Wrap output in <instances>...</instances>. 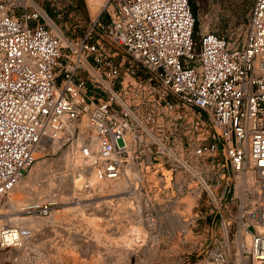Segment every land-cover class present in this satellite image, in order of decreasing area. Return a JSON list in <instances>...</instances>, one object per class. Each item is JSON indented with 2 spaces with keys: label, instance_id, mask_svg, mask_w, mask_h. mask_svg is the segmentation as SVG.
<instances>
[{
  "label": "built area",
  "instance_id": "1",
  "mask_svg": "<svg viewBox=\"0 0 264 264\" xmlns=\"http://www.w3.org/2000/svg\"><path fill=\"white\" fill-rule=\"evenodd\" d=\"M45 2L0 0V206L43 142L67 148L82 136V157L100 180L137 170L172 198L207 200L216 215L224 200L239 199L242 218L222 219L224 240L209 261L264 264L246 183L252 175L264 190V0H254L243 42L200 33L192 0H113L109 23L91 20L80 36L67 34L80 27L75 0H49L53 14ZM195 170L212 190H194L203 187ZM57 206L21 214L47 216ZM243 222L249 250L238 242ZM32 234L3 226L0 248H21Z\"/></svg>",
  "mask_w": 264,
  "mask_h": 264
},
{
  "label": "rangeland",
  "instance_id": "2",
  "mask_svg": "<svg viewBox=\"0 0 264 264\" xmlns=\"http://www.w3.org/2000/svg\"><path fill=\"white\" fill-rule=\"evenodd\" d=\"M75 2L78 5L74 8V17L78 18L80 27L76 31L71 28L67 34L80 36L94 16L88 0H85V10L79 0ZM192 2L200 33L209 30L243 42L254 0ZM45 7L51 12L49 0H46ZM108 8L96 18L103 25L110 20L111 8ZM72 23L76 24L73 17L69 19V24ZM97 30L103 32L104 29ZM56 144L48 145L44 155L37 158V161L51 162V178L54 180L51 189L41 197L45 199L43 203L58 201L56 211L64 215L56 221L50 218L38 230L33 227L34 239L29 258L21 257L22 253L1 250L0 264H206L212 251L223 243L222 219L231 222L242 218L238 210L239 199L224 200L227 207L223 208L222 214L216 215L210 212L207 200L183 195L172 198L174 193L159 192L161 190L148 180L143 183L140 196L128 193L104 196L89 187L90 168L81 167L77 158L73 162L68 161L64 154L66 147ZM52 193L56 195L55 200L51 199ZM9 196L3 202L7 211L10 210L6 203ZM122 196L124 199H120ZM123 200L129 205H121ZM175 210L183 215L187 228L172 225L171 215ZM4 218L0 217L1 223L9 224ZM234 231L229 232L231 241ZM86 246H90L93 252L100 249L92 253L85 249Z\"/></svg>",
  "mask_w": 264,
  "mask_h": 264
},
{
  "label": "bare ground",
  "instance_id": "3",
  "mask_svg": "<svg viewBox=\"0 0 264 264\" xmlns=\"http://www.w3.org/2000/svg\"><path fill=\"white\" fill-rule=\"evenodd\" d=\"M112 1L113 0H88V5L91 8L92 15L94 16V19H96L106 7H109L113 10L114 4H112ZM84 2H85V0H84ZM85 7H86V5H85ZM60 140L61 139L56 138L54 140L49 139V140H46L45 142H43L36 151V157L39 158L42 154L44 155L48 145H50L52 143L56 144L55 142H58ZM82 143H83V137L81 136L75 142H73V144L71 146L66 148L67 151L64 154H65V158L68 161L71 160V162H73V160L75 158H77L78 160H76V161H78V163L80 162L79 165H81V167H83V166L88 167L87 166L88 164H86L87 161L84 160V158L82 157V154H81L80 145ZM57 144L58 145L60 144L63 146L62 140L60 143H57ZM65 162H67V161H65ZM55 163H56V161H55ZM60 163H61V161H60ZM69 164H70V162H69ZM51 168H52L51 162L49 163V160H46L44 162L39 161V160L36 161L34 163V165L32 166V168L30 169V171L28 172V175L26 174L27 176L25 175L24 177H22L20 179V181L16 184L15 188L9 193L10 194L9 200L6 203L10 206V210L7 211L4 209L3 202L5 201V199L1 203L0 217H5L6 220L9 221V224L8 223L3 224V223H1L2 221L0 220V226H1L0 230L3 228V226H6V225L22 226V227H28V228L32 229L33 234H32V237L26 239L23 247H21V248H10V249L0 248V251L1 250H3V251H9L10 250V251L16 252L17 254L22 253L21 256H23V255L25 256L28 253V250L31 247V242H33V239H34L33 227H35V229L38 230L43 225H45L47 221H50V218L53 219L54 221H56L59 218L61 219V217L64 215L61 213V211H56L57 207L53 208L51 213L47 216H41V215L24 216L21 214V212L24 210V208L26 206H28V205H41L45 201V199L42 198L41 195L43 193H45L47 190L51 189V186H53V184H54L53 183L54 180H53V178H51ZM89 172L90 173H88V174H90V176L87 178L89 187L94 191L98 190L99 193L103 194L104 196L122 195L124 193H128L131 195L133 194V195H135V197L137 194L139 196L141 195V190L143 188V180H142V176L139 174V172L137 170L136 171L132 170L131 173H130V171H128L129 177L124 175L123 177H119V178H115V179H104V180L98 179L95 172L92 169H90ZM82 174H83V172H82ZM194 174L199 176V178L200 177L202 178V176L199 175L198 171L196 172V170H195ZM165 175H166V177H164L165 181L168 184H170L171 183V177L168 173V170H165ZM46 177H48V179H45ZM149 178L150 179H156L155 173L154 172L152 173L151 170L149 173ZM201 178H200V180H201ZM239 178H241V177L237 178L238 179V184H237V191H238L237 193L238 194H240L239 191H240V185H241ZM246 179H247V181H246L247 185H250V187H252V189H254V190H252L253 191V194H252L253 197H252V201H251V203L253 205V210L250 213H248L249 218L252 219L253 222H255L258 231L260 233H264V190H261V187L258 185V182L255 180V178L252 175L247 176ZM201 183H202L203 187H200L198 185L194 187V190L197 193L202 191L203 188H207L209 190H212L209 183H207L204 179L201 180ZM126 189H128V191H126ZM56 191H54V192H56ZM57 194H59V193H57ZM55 196H56L55 193L54 194L52 193L53 198H51V197L50 198L52 200H55L54 199V198H56ZM47 198H49V197H47ZM191 198H193V197H191ZM120 199H124V196L120 197ZM48 202H49V200H48ZM256 202L259 203V205H257ZM121 205L127 206L129 204L123 200V201H121ZM50 215H51V217L48 218V216H50ZM171 222H172L173 226L178 227V228L179 227L187 228V226H188V224L185 222V220H183V215L180 214L179 212H177L176 210L171 215ZM177 223H178V225H176ZM252 238H253L252 233L247 230V223L243 222L241 230H240L239 241H238L239 245H240V250H242V248L249 250L250 246H251ZM91 246H93V245H91ZM96 248H98V247H96ZM85 249L90 250V252H92V253H96L99 251L100 247L97 249L98 251L95 249L96 252H93V249L90 248V246H86ZM4 253L5 252H2V254H4ZM9 253H11V252H7V254H9ZM92 264H93V262H92ZM206 264H212V263L209 260H207ZM254 264H261V262L254 259Z\"/></svg>",
  "mask_w": 264,
  "mask_h": 264
},
{
  "label": "water",
  "instance_id": "4",
  "mask_svg": "<svg viewBox=\"0 0 264 264\" xmlns=\"http://www.w3.org/2000/svg\"><path fill=\"white\" fill-rule=\"evenodd\" d=\"M79 1H80L81 6L83 7V9L85 10L86 7H85V2H84V0H79Z\"/></svg>",
  "mask_w": 264,
  "mask_h": 264
}]
</instances>
